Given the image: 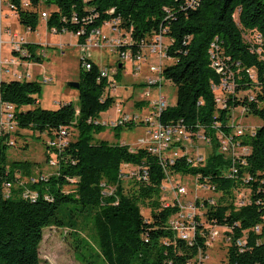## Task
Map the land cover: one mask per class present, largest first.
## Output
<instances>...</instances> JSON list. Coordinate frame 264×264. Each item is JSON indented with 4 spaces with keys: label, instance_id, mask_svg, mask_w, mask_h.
I'll list each match as a JSON object with an SVG mask.
<instances>
[{
    "label": "trees",
    "instance_id": "trees-1",
    "mask_svg": "<svg viewBox=\"0 0 264 264\" xmlns=\"http://www.w3.org/2000/svg\"><path fill=\"white\" fill-rule=\"evenodd\" d=\"M7 1L16 10L17 22L31 31L46 6V28L74 34L83 30L78 42L102 22L117 19L119 29L128 34L132 55L154 33H162L172 62L164 65L161 75L175 86L176 101L162 110L159 120L199 132L212 150L203 164H192L186 154L162 164L143 145L93 140V134L105 127L95 122L99 113L116 103V96L103 97V91L120 78V60L110 79L99 77L100 66L93 61L88 69L81 66L77 107L68 102L44 109L38 101L39 81L0 80V102L12 104L17 126L8 133L0 125V264H40L43 229L51 226L68 230L74 255L82 264H191L206 251L208 229L195 217L189 243L170 228L168 220L179 208L162 201L167 173L196 177L219 193L214 203L204 199L199 209L205 222L229 228L225 264H264V0H199L189 8L185 0H30L29 8H22L19 0ZM254 31L260 44L243 36ZM23 47L27 52L20 55L22 59L41 63V45L26 42ZM212 54L223 71L212 66ZM223 79L225 87H221ZM246 90H252L253 96ZM216 94L224 106L216 102ZM144 104L143 100L134 103ZM236 108L260 123L253 134L240 137L249 151L234 158L237 172L230 175L231 160L216 151V135L232 131L229 120ZM123 127H114L116 137ZM23 129L45 133L47 140L66 130L68 143L60 149L46 140L45 158L48 164L55 160L54 172L20 184L18 176L42 175L34 172L37 163L8 158L7 148L15 145L14 137ZM123 164L135 169L129 191L121 181ZM6 182L10 187L4 197ZM239 186L248 189L245 201L235 198ZM26 189L36 192L34 200L22 196ZM143 205L149 209L147 218L141 212Z\"/></svg>",
    "mask_w": 264,
    "mask_h": 264
},
{
    "label": "rangeland",
    "instance_id": "rangeland-1",
    "mask_svg": "<svg viewBox=\"0 0 264 264\" xmlns=\"http://www.w3.org/2000/svg\"><path fill=\"white\" fill-rule=\"evenodd\" d=\"M41 9H47V7L42 6ZM2 15L3 25L8 24L7 27L11 31L23 35L25 40L41 45L43 50L41 53H44L41 63L33 62L30 66H27L23 64L18 54L10 52L8 43L4 42L2 44V53L0 57L14 59V62L9 61L5 63L4 66H7V68L11 70H17L21 74H24L25 71L31 72L32 76L30 79L35 78V80L40 82L44 77L50 78V81L46 83L41 82V91L38 95L40 107L44 109H56L60 104L68 102H72L73 105L77 107V89L67 85L69 81H77L81 71V56L79 48L77 47V37L69 31L51 32V30L46 28L44 18L39 19L34 31H27L25 27L17 22L11 10L6 8L3 9ZM243 36L245 40L253 44L261 43V39L256 31L252 33L245 32ZM90 52L92 53L90 59L100 67H111L116 64L119 59L118 54L108 48H91ZM162 60L164 65L172 62V60L168 58ZM120 63H122V68L120 71V78L116 81L117 89L115 99L116 102L119 100L122 101L121 106L125 111L131 112L136 110L135 108H137V106L133 104L143 99L142 95L146 87L149 88L152 95H158L160 92L169 105L175 104L176 90L172 83L163 80L159 86L146 84L147 76L145 75H155V73L149 72L148 64L154 66L159 65V57L156 54H150L147 61L140 65V69L136 74L133 71L130 61L121 59ZM1 78L7 80L11 79L12 76L3 75ZM143 78L144 84L141 83L142 85H140V80H143ZM244 92L249 96H253L252 90H246ZM244 92H238V95L242 96L245 94ZM143 106H145V104L140 106L141 113L145 112ZM114 107L115 105L99 113L97 119L101 120L100 124L105 127L101 131L95 132L92 139L105 140L110 143H114L118 140V142L122 141L129 144L131 147L140 146L139 142L141 139L144 140V143H147L149 137L142 123L127 122L123 125H111L107 122L116 116ZM105 120L107 121L103 123ZM233 121L243 127H255L260 123L258 118L245 115L239 111L238 108L233 112ZM128 123H132L133 126L126 127L125 125ZM116 126H124L119 130V135L117 137L114 135V127ZM74 134L75 131L71 133V137H73ZM47 138L48 135L45 133L38 134L29 129L20 130V134L14 137L16 141L15 145L7 148L8 158L10 160H28L35 162L37 163L34 169L35 173L41 172V174L45 176L52 174L55 166L49 165L45 158V144ZM192 141H194V146L189 145L188 140L174 141V143L180 142L177 144L178 153L185 151L188 156L189 154L194 156L196 153L207 156L211 152L212 144H205L197 138H194ZM174 143H172L169 148L173 149ZM167 151H169V149ZM216 151L222 154L225 159L231 156L228 151H222L219 145H217ZM132 167V165L123 164L121 168V181L125 191L132 190L131 188L134 187L132 183L135 181L133 178L135 169ZM18 177L19 182L26 181L29 178L26 176ZM176 182L184 186L187 191L183 195H178V200L182 206L189 201L201 202L207 197H212L216 201L219 196V193L210 192L202 188L201 182H199L196 177L167 173V177L163 180L165 188L162 193L164 197L162 201H164V203H175L173 194L176 192ZM234 193L237 201H245L246 198H248V189L245 186H239L235 189ZM141 212L145 218L149 217V209L146 206H141ZM175 215L177 214H172L170 218ZM195 217H197L200 222H204V226L208 229V234L206 235L207 247L204 253H200L199 258H195L191 261V264H199L198 259L202 260V264H225L226 250L229 244V228L205 222L201 209L196 212ZM86 232L89 233L90 230L86 229ZM261 241H264V238H262ZM38 253L41 260L40 264H82L74 255L66 228H57L54 226L44 228Z\"/></svg>",
    "mask_w": 264,
    "mask_h": 264
},
{
    "label": "built area",
    "instance_id": "built-area-1",
    "mask_svg": "<svg viewBox=\"0 0 264 264\" xmlns=\"http://www.w3.org/2000/svg\"><path fill=\"white\" fill-rule=\"evenodd\" d=\"M44 1V0H40ZM20 6L22 8H29L30 7V0H19ZM199 0H185V8L194 7L198 5ZM46 7V6H45ZM9 9L12 11L13 16L16 19V10L9 1L7 0H0V55L2 53V44L4 42L8 43L9 50L11 53H16L19 55L20 60L23 62L27 61L24 59H21L20 55L26 54L27 50L23 47V45L26 42H29L25 40L23 35H20L16 32L11 31L7 25L2 24V12L3 9ZM39 19L40 18H47L49 15L48 10L43 9L39 13ZM96 15H93L94 17ZM7 17V15H6ZM92 17L89 18V20L92 19ZM73 20H76V17H73ZM27 31L29 30L26 28ZM51 32H56V30L51 29ZM84 33L83 30L77 31L75 34L72 33L74 36H78V34ZM129 43V37L128 34L121 31L118 27V20H107L102 22V24L98 27H94L90 30V32L87 34L85 39L82 42H78L77 46L79 48L80 53V63L82 68L88 69L90 68L91 59H90V50L91 48H108L109 50L116 52L119 56L118 60L124 59L126 61H130L132 63L133 69L135 72H138L140 69V65L147 61V58L150 54H156L159 57V65L154 66L152 64H148V69L150 73H155L154 76L150 75L147 76L146 84L147 85H154L159 86L161 84V81H163V77L161 75L162 69L164 67L163 60L164 58H167L166 54V48L168 44L167 38L162 33H154L153 36L148 40L144 41L141 50L134 55L130 53V48L128 47ZM214 49H216V45L213 44L212 46ZM42 52V51H41ZM212 53L214 52L211 51ZM44 56V54L42 53ZM213 62L212 66L215 68L216 71L221 72L223 71L219 60L217 59V55L212 54ZM14 62L13 58H2L0 57V80L3 75H10L14 79L22 80L25 78H31V74L28 71H25L24 74H21L17 70H11L7 68V66H4L5 63L8 62ZM29 62V61H27ZM17 63V61H16ZM117 70V67L115 65H112L111 67H100L99 69V77L104 78H112V76L115 74ZM249 75L251 77H254L253 70H248ZM35 79V78H34ZM50 81V78H42L41 82L46 83ZM40 82V81H39ZM40 82V83H41ZM221 87H225V80H222ZM229 87V86H228ZM116 89H117V82L116 81H110L109 84L104 88L103 91V97L105 96H116ZM143 101L145 102L144 113L140 112V109L134 110L131 112H127L123 109L121 106V101L116 102L115 104V112L116 116L110 120H105L111 124V125H123L127 122H134V123H142L145 128L146 132L148 134V142L144 143V140H140L139 144L143 145L147 148L149 152L156 155L157 158H159L160 162L164 164L166 161L168 163H173L176 157L186 154L184 152L178 153L177 151V143L180 140H188L189 145L194 146L192 141L194 138H197L198 140L202 141L203 143L207 144L210 143L202 134L198 133H191L188 131L184 125L181 123H174V124H163L159 120V116L162 112V110L169 105L166 101V99L161 95L159 92L158 95H152L149 88L146 87V89L143 92ZM216 102L220 106H224L222 103V99L219 94H216ZM0 111H1V130L12 133L17 128L16 123L14 121V108L12 104L8 102H0ZM235 110H232L231 117L229 120V124L232 128V131L230 133H220L217 132V141L219 148L222 151H228L230 153V157L228 158L231 160V165L227 169V172H229L230 175H235L237 172L236 166H235V160L234 158H238L241 155L246 154L249 150L247 147L242 146L240 144V137L243 136L246 132L249 134H253L254 128L252 127H243L239 124L234 123L233 121V112ZM242 113L243 110H239ZM95 122H101V120L95 121ZM238 122V121H237ZM11 137L10 141L11 142ZM174 141H177L174 143ZM48 145L55 147V148H63L67 143V131L61 130L58 137L51 138L47 140ZM124 143V142H121ZM174 143V148L171 149L169 146ZM197 147V146H196ZM169 149V151H167ZM188 160L192 162V164H203L206 157L200 153H196L194 156L187 155ZM50 165H55V160L51 159L49 162ZM45 176L38 175V176H32L28 178L26 181H37L38 179H43ZM167 177V176H166ZM45 179V178H44ZM19 180V179H17ZM18 183H22L18 182ZM202 188L214 192L213 186L205 183H201ZM10 183L6 182L4 185L5 194L4 197L8 196ZM165 188V187H164ZM163 188V189H164ZM175 192V191H174ZM187 191L184 186L180 185L178 182H176V192L173 194L175 203L179 208L178 212H176L174 217L169 218L168 223L171 229L176 230L177 235L188 241L190 243L191 238L194 234V219L196 212L199 210L200 206L202 205V201L198 202H187L182 206L178 200V195H183ZM22 196L24 198H30L31 200H34L37 196L36 192L30 191L28 189L24 190L22 192ZM47 198V196H45ZM209 203H214V199L212 197L205 198ZM238 203H241L239 201ZM167 205V203H165ZM187 222V223H185ZM239 244L240 241H237ZM200 254L197 255L196 258H199ZM199 260V264H202V260Z\"/></svg>",
    "mask_w": 264,
    "mask_h": 264
},
{
    "label": "crops",
    "instance_id": "crops-1",
    "mask_svg": "<svg viewBox=\"0 0 264 264\" xmlns=\"http://www.w3.org/2000/svg\"><path fill=\"white\" fill-rule=\"evenodd\" d=\"M77 43H78V41H77ZM78 47V46H77ZM41 51H43L42 50V48H41ZM44 54V53H43ZM91 52H90V57H91ZM118 62V61H117ZM31 63H33V62H31V61H29V62H27V61H25V62H23V64H25V65H27V66H30L31 65ZM98 65V64H97ZM132 68H133V66H132ZM133 71H134V73L136 74L137 72H135V70L133 69ZM30 74H31V76H32V73L31 72H29ZM145 76H149V75H145ZM70 82V81H69ZM144 82V78H143V80H140V83L139 84H144L143 83ZM68 83V82H67ZM119 101H121V100H119ZM122 102V101H121ZM115 105V104H114ZM134 105V104H133ZM132 105V106H133ZM136 110H138V109H140V107H137V108H135ZM120 142H122V141H120Z\"/></svg>",
    "mask_w": 264,
    "mask_h": 264
},
{
    "label": "water",
    "instance_id": "water-1",
    "mask_svg": "<svg viewBox=\"0 0 264 264\" xmlns=\"http://www.w3.org/2000/svg\"><path fill=\"white\" fill-rule=\"evenodd\" d=\"M118 67H120V64L118 65ZM67 85L73 88H78L79 83L77 81H70L67 83Z\"/></svg>",
    "mask_w": 264,
    "mask_h": 264
}]
</instances>
